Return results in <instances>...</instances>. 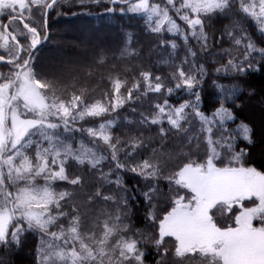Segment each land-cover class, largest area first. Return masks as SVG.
<instances>
[{
  "label": "snow or ice",
  "instance_id": "1",
  "mask_svg": "<svg viewBox=\"0 0 264 264\" xmlns=\"http://www.w3.org/2000/svg\"><path fill=\"white\" fill-rule=\"evenodd\" d=\"M100 2L0 0V249L35 237L33 264H146L149 251L154 264H264V165L247 162L253 129L237 123L254 91L243 78L264 73V0H106L104 18L144 21L168 74L113 64L93 88L62 85L37 65L48 20ZM145 98L116 136L104 118ZM175 137L197 153L170 150Z\"/></svg>",
  "mask_w": 264,
  "mask_h": 264
},
{
  "label": "trees",
  "instance_id": "2",
  "mask_svg": "<svg viewBox=\"0 0 264 264\" xmlns=\"http://www.w3.org/2000/svg\"><path fill=\"white\" fill-rule=\"evenodd\" d=\"M107 7H111V5L107 4L106 0H101L98 4L89 3L86 8L77 4L69 6L68 3H65L59 9L61 15H52L48 20L52 40L42 45L36 54L38 67L59 76L62 85H71L74 82L77 84L86 83L90 88L95 87L99 75L106 73L107 68H111L113 64L118 65L121 69L143 67L158 75H167L170 69L163 61L168 58V52L157 46L155 37L144 29V21L139 18L129 19L128 16H121L119 12L116 13V18L106 19L104 17L108 15L105 13ZM73 12L77 15H72ZM230 23L231 19L228 17L214 20L208 28L209 34L211 35L217 29H222ZM90 28H92L91 33L87 32ZM129 34L132 36L131 47L134 49L135 55L121 57L120 49L128 43ZM101 56L106 65L103 68L96 66L99 64ZM7 72L8 68L0 63V73L7 74ZM89 72L92 75H89ZM243 79L254 91L249 94V91L246 90L241 95L238 101L239 120L237 123L242 120L252 127L253 143L249 145L246 141H241L239 148L247 147L249 153L247 162L260 167L264 165V73L252 72ZM99 94L100 90L97 89L96 95L99 96ZM153 99L145 98L138 102L136 113L126 106L118 113H113L104 119H117L120 126L114 129V134L120 136L122 132L128 130V127L125 126V117L135 121L138 119L139 112L146 111ZM259 100L261 101L259 106L253 105ZM99 122V118L93 121V123ZM173 139L175 143L169 141L170 150L183 145V151L191 150L193 155L197 153L195 140L189 145L187 141H182L179 137ZM202 149L201 145L200 150L202 151ZM127 183L130 187L135 186V180L131 176L127 178ZM98 208L99 205L93 211ZM140 208L141 211L136 213L135 223L143 228L144 225L140 224V218L144 215L142 204ZM88 227L90 225L86 222L85 228ZM36 243L35 237H30L25 245L15 252L0 249V258H3V264H33ZM154 260L155 252L149 251L146 264H154Z\"/></svg>",
  "mask_w": 264,
  "mask_h": 264
},
{
  "label": "rangeland",
  "instance_id": "3",
  "mask_svg": "<svg viewBox=\"0 0 264 264\" xmlns=\"http://www.w3.org/2000/svg\"><path fill=\"white\" fill-rule=\"evenodd\" d=\"M87 29V28H86ZM91 30H92V28H90L89 29V31H87V32H89V33H91ZM261 104V101L259 100V101H257V102H254L253 103V105H255V106H259ZM25 254V253H24ZM24 254H22V255H24ZM18 255H20V254H18Z\"/></svg>",
  "mask_w": 264,
  "mask_h": 264
}]
</instances>
